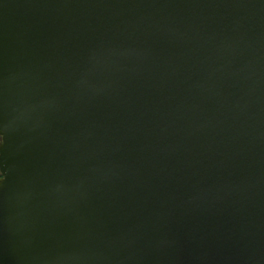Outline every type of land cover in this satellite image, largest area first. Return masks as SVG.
Listing matches in <instances>:
<instances>
[{
    "label": "water",
    "instance_id": "water-1",
    "mask_svg": "<svg viewBox=\"0 0 264 264\" xmlns=\"http://www.w3.org/2000/svg\"><path fill=\"white\" fill-rule=\"evenodd\" d=\"M0 264H264V0H0Z\"/></svg>",
    "mask_w": 264,
    "mask_h": 264
},
{
    "label": "snow or ice",
    "instance_id": "snow-or-ice-1",
    "mask_svg": "<svg viewBox=\"0 0 264 264\" xmlns=\"http://www.w3.org/2000/svg\"><path fill=\"white\" fill-rule=\"evenodd\" d=\"M3 178L2 177H0V180H2Z\"/></svg>",
    "mask_w": 264,
    "mask_h": 264
},
{
    "label": "flooded vegetation",
    "instance_id": "flooded-vegetation-1",
    "mask_svg": "<svg viewBox=\"0 0 264 264\" xmlns=\"http://www.w3.org/2000/svg\"><path fill=\"white\" fill-rule=\"evenodd\" d=\"M0 141H1V137H0ZM1 176V175H0Z\"/></svg>",
    "mask_w": 264,
    "mask_h": 264
}]
</instances>
